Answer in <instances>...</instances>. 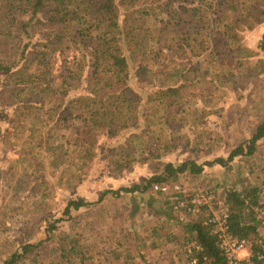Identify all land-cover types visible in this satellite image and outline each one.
Segmentation results:
<instances>
[{"label": "trees", "instance_id": "trees-1", "mask_svg": "<svg viewBox=\"0 0 264 264\" xmlns=\"http://www.w3.org/2000/svg\"><path fill=\"white\" fill-rule=\"evenodd\" d=\"M261 22H264V0H0V53L3 47L8 48L7 55L0 56V71L5 73L0 95L2 98V93L14 91L20 114L33 108L39 112L38 109L48 105L52 114L47 118L41 112L36 115L40 123L35 121V124L41 126V132L37 129L41 133L37 145L46 144L50 163L55 168L63 150L55 130H68L69 135H76L77 139L82 136L78 156L82 166L97 155L95 141L100 135L120 137L125 131H131L129 139L134 141L140 138L142 129L168 120L172 123L163 128L172 127L173 117H163L164 111L172 112V106L178 109L181 104L177 100H189L192 96L191 85L197 69L191 59L205 52L222 54L223 58H229L228 72L237 73L244 58L257 55L255 49L252 51L242 44L243 32ZM119 41L124 43L127 54ZM256 48L264 54V30ZM69 55L71 59H67ZM150 62L158 69L150 67ZM177 62L183 63V67L169 70L171 64L176 66ZM130 75L135 84L144 86L147 75H161L163 79L162 83H156L154 92L146 95L148 114L144 119L138 110L144 97L135 91ZM200 79L202 76L198 81ZM3 100L9 102L10 98ZM263 116L261 113L250 127L253 132L247 140L239 142L225 159L214 161L228 162L236 155L256 152L258 143L264 139ZM140 119L143 124L138 123ZM73 121H79L80 126H71ZM138 124L141 127L136 130ZM68 142L70 140L65 141ZM137 143L141 144L142 140ZM118 145H115L118 147L116 158L109 162V165L114 164L116 173L130 170L135 162L159 157L153 154L137 158L132 151L131 155L119 151ZM201 171L202 164L191 158L177 165L171 161H156L150 175L128 186L106 187L98 191L94 201L77 196L66 198L61 215H48L51 223L46 230L54 232L57 223L73 213V217L80 213L78 219H91L95 205L102 203L106 196L112 201L122 199V193L160 195L152 190V184L171 183L180 175H195ZM255 192V186L223 187L229 228L240 238L248 239L256 233V224L245 204L246 200L257 202ZM32 197L30 211L38 213L43 207L36 199L44 204L53 195L35 193ZM18 198L28 197L24 198L21 193ZM98 216L101 220L104 218ZM183 229L190 239L203 246V253L212 257L215 264L223 263L215 238L199 219L186 222ZM52 239L48 236L30 240L29 236L15 243L11 253L0 259V264H41L45 259L50 261L47 264H83L86 243L65 235L56 245L45 249L44 244Z\"/></svg>", "mask_w": 264, "mask_h": 264}, {"label": "rangeland", "instance_id": "rangeland-1", "mask_svg": "<svg viewBox=\"0 0 264 264\" xmlns=\"http://www.w3.org/2000/svg\"><path fill=\"white\" fill-rule=\"evenodd\" d=\"M121 19L122 15L118 20ZM263 30L264 22H261L243 32L242 44L250 50L255 49L257 55L244 58L237 73L228 72L229 58L225 59V56L223 58L222 54L215 55L213 52H205L199 58L191 59L192 66L197 69L196 79L191 85L192 96L189 100H177L181 107L173 109L172 106V112L164 111V115L162 114L163 117H173L172 127L163 128L172 123L168 120L160 125H154L153 128L142 129L139 134L140 138L137 139L142 140L141 144L137 143V140L130 141L129 133L131 131H125L120 137L100 135L96 137L95 141L94 151L97 155L90 163L84 162L81 164L82 166L79 165L81 160L78 157L82 136L77 139L76 135L70 136L68 130H55L63 150L58 155L60 160L55 163L56 167L53 168L54 165L50 163V153L46 150V144L37 145L41 126L35 124V121L40 123L36 116L38 113H43L45 118L52 114L49 106L37 108L41 110L39 112L33 108L20 114V110L16 109L19 103H16L14 99L15 92L2 93V98L0 95V255L2 256L0 257L3 258L0 259L3 260L4 256L11 253L15 243L29 239V236L30 240L52 236L55 240L52 239L48 242L45 247L47 249L56 245L61 239V233H67L69 238H78L81 244L85 243L83 238L88 236L89 243L95 241L97 245L99 241L93 237V234L101 230L108 233L116 231L117 233V227H122L118 219L124 218L125 221H128L127 215L130 217L158 215V212L165 208L166 211H170L173 219V221L168 219V226H172L175 231L181 226L179 223L183 222L177 220L170 210L171 197L151 192L122 193V199L114 200L113 198L112 201H108L106 196L104 204L97 203L95 205L94 215L91 219L86 217L81 220L78 219L79 212L74 217L73 213L70 218L64 216L63 220L57 223L53 234L46 230L47 224L51 223L47 220L48 215L51 213H53V217L61 215L66 198L77 196L94 201L98 191L106 187L128 186L132 182L150 175L156 161H171L177 165L182 160L191 158L202 164V171L199 174L180 175L177 180L173 181L183 186V189L210 186L215 187L221 195L223 187L236 185L239 189H243L259 183L264 175V139L258 143L257 151L252 155H236L231 161L221 163H216L214 159H225L229 152L239 144L237 141L242 140L243 131L248 130L250 137L254 122L261 113L264 115V54L256 48V43ZM119 43L124 53L127 54L124 43L120 41ZM7 53L8 48L3 47V53H0V56L7 55ZM70 56L67 59H71ZM149 66L158 69L156 65H151V62ZM56 67L54 73H56ZM182 67L183 63L177 62L176 66L172 63L169 70ZM228 73L232 75H228ZM4 76L5 73L0 71V89L3 87ZM201 76L202 79L198 81ZM160 77L161 75L158 77L147 75L146 86H144L141 83L135 84L134 77L130 75V82L135 91L144 97L141 98L142 101L138 108L143 119L148 114L145 102V99L148 98L147 94L154 92L156 83H162L163 79ZM7 98H10L9 102L3 100ZM36 107L38 106L36 105ZM157 114L159 115L158 112ZM143 119H140L138 123L143 124ZM71 126L78 127L80 122L73 121ZM140 127L138 124L136 130ZM242 129L244 130L239 134ZM159 133H162V136H159ZM66 140H70V142L65 143ZM117 144H119V151L129 152L130 155L132 151L137 158L138 155L142 157L153 154H157L159 157L143 163L135 162L130 170L116 173L114 164L109 165V162L117 156L115 151L118 149L115 146ZM78 167L80 168L77 170ZM21 193L24 198H28H18ZM35 193L45 196L53 195V197H48L44 204L36 199L43 207L42 211L38 213L30 211V198H33L32 195ZM171 193L173 196L178 194L175 191ZM131 200L139 202L134 203V212L129 214L119 205ZM15 208L17 212L14 214ZM118 211H122L119 216H117L120 214ZM80 212L82 213V210ZM208 212V208L202 209V214ZM103 213H110L116 219L110 220L111 217L108 216L107 219L94 222L95 214L101 216ZM166 214L162 213L164 221L168 217ZM168 235L163 228L160 229L159 239L164 241ZM165 242L168 241L162 242V250L167 251L169 248V253H164L180 260L181 251H176L177 243L169 241L170 244L166 245ZM172 246L176 248L170 249ZM49 262V259H45L41 264ZM72 264L78 263L73 262Z\"/></svg>", "mask_w": 264, "mask_h": 264}, {"label": "built area", "instance_id": "built-area-1", "mask_svg": "<svg viewBox=\"0 0 264 264\" xmlns=\"http://www.w3.org/2000/svg\"><path fill=\"white\" fill-rule=\"evenodd\" d=\"M257 202L245 204L250 210L256 233L248 239L240 238L230 231L228 211L223 198L214 187L204 186L196 189H183L177 183H154L152 190L171 197L170 210L177 220L188 222L199 219L209 234L215 238L222 264H264V175L255 185ZM172 191L178 192L173 196ZM209 212L202 214V209ZM186 264H215L212 257L204 254L203 246L187 238L183 241Z\"/></svg>", "mask_w": 264, "mask_h": 264}, {"label": "crops", "instance_id": "crops-1", "mask_svg": "<svg viewBox=\"0 0 264 264\" xmlns=\"http://www.w3.org/2000/svg\"><path fill=\"white\" fill-rule=\"evenodd\" d=\"M244 129L246 130V128ZM244 129H242L239 134H241ZM248 137V130L243 131L242 140L240 139L237 142H243L247 140ZM136 202H133V200L130 202H124L122 203L123 205H119V207L125 209L126 213L132 214L134 212V203ZM104 203L105 202L103 201L100 204ZM166 210V208L165 210L161 209L158 212V215H149L148 217H146L147 215L137 217H130L127 215L126 219H129L128 221H125L124 218L118 219L119 223L122 224V227H117V233L116 231L108 233L101 230L100 232L93 234V237L99 241L97 242V245L95 241L89 243L90 238L88 236L84 237L83 240L87 247L85 248L86 258L83 264H186V257L182 251L183 241L190 237L188 232L183 229V225L186 222L179 223L181 226L173 231V227L168 226L167 223L168 219L173 221L172 214H170V211ZM118 212L120 214H117V216L122 214V211ZM162 213L168 216L167 218L165 216L166 221L163 220L164 217ZM108 216L111 217L110 220L116 219V217H112L110 213H103L101 218L104 217L102 219H107ZM94 218V222L101 220L98 215ZM110 223L112 222L110 221ZM162 228L166 234H169L164 241H170V243L174 241L177 243L176 247L179 249L175 246H172L170 249L173 250L176 248V251H181L180 260H177L176 257L172 255L168 256L166 254L169 251V248L167 251L162 250L163 247L161 245L164 241L163 239H159L160 229ZM53 233L54 232H52V234ZM65 235H67V233H61V239H64ZM168 242H165V244L169 245L170 243ZM47 244L48 243L45 244V247ZM0 258L2 259L3 257Z\"/></svg>", "mask_w": 264, "mask_h": 264}]
</instances>
